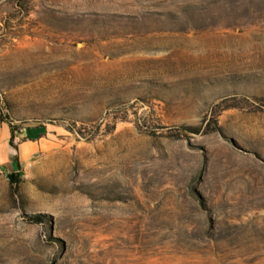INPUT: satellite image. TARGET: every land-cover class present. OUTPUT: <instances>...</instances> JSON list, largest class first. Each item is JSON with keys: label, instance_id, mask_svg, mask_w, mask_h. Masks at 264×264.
I'll use <instances>...</instances> for the list:
<instances>
[{"label": "rangeland", "instance_id": "374dc122", "mask_svg": "<svg viewBox=\"0 0 264 264\" xmlns=\"http://www.w3.org/2000/svg\"><path fill=\"white\" fill-rule=\"evenodd\" d=\"M31 125L0 264H264V0H0V135Z\"/></svg>", "mask_w": 264, "mask_h": 264}, {"label": "crops", "instance_id": "0c3cea01", "mask_svg": "<svg viewBox=\"0 0 264 264\" xmlns=\"http://www.w3.org/2000/svg\"><path fill=\"white\" fill-rule=\"evenodd\" d=\"M11 129L3 126L0 135V168L26 167L33 159L52 152L57 140L44 125H31L14 132V146L10 145Z\"/></svg>", "mask_w": 264, "mask_h": 264}, {"label": "trees", "instance_id": "16d2710c", "mask_svg": "<svg viewBox=\"0 0 264 264\" xmlns=\"http://www.w3.org/2000/svg\"><path fill=\"white\" fill-rule=\"evenodd\" d=\"M2 122H4V120H1ZM11 129V132H12V138H11V141H10V145L11 146H14V128H10ZM8 177V179H9V181H10V184H11V186H14V185H16L18 182V179H17V177H18V174H10V175H8L7 176Z\"/></svg>", "mask_w": 264, "mask_h": 264}]
</instances>
